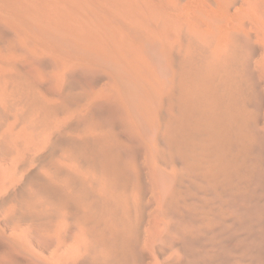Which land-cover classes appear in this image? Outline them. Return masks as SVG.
Segmentation results:
<instances>
[{"label": "bare ground", "instance_id": "bare-ground-1", "mask_svg": "<svg viewBox=\"0 0 264 264\" xmlns=\"http://www.w3.org/2000/svg\"><path fill=\"white\" fill-rule=\"evenodd\" d=\"M179 3L0 0V264H200L180 179L218 196L244 140L264 264V0ZM147 194L159 230H135Z\"/></svg>", "mask_w": 264, "mask_h": 264}, {"label": "rangeland", "instance_id": "rangeland-1", "mask_svg": "<svg viewBox=\"0 0 264 264\" xmlns=\"http://www.w3.org/2000/svg\"><path fill=\"white\" fill-rule=\"evenodd\" d=\"M191 1H192V4L195 3V0H191ZM179 2H180V0H174V4L180 9L181 7L179 6V4H180ZM184 9H186V6H184ZM190 9L194 10L193 5H191ZM154 43L156 46L154 45ZM156 43H157L156 41L151 40L148 43V45H149V47H151V49L154 48V50H156V49L158 50V44H156ZM242 66L245 70V56L242 58ZM243 80L245 82V76H243V78L240 81L241 83H239V85L245 87V83L243 82ZM244 100H245V98H244ZM244 100H243V104L245 107ZM61 137H58V139H57L58 142L56 141L57 143H55V145H54V147L56 146L55 150L59 149L58 147H60V145H59L60 140L62 141L61 145H62V143H65L67 141V138L65 136H63V134H61ZM235 143H236V141L232 143L233 148H235L237 145V147L241 148L244 152L243 162H242L243 164L241 163L242 165H244L245 164V159H244V157H245V145H244L245 140L244 141H237V143L239 145L235 144ZM240 143H241V145H240ZM242 144L244 146H242ZM241 164L237 167L236 170H234V172L231 175L232 179H233V183H232L233 186H229L227 184V181L223 182V183H225L223 185L224 187L221 184L219 185L221 187L218 186V188L220 190V193L218 195L219 197L216 194L212 193L211 188L201 187V181L198 178H196V180H195L193 177L187 176V177L180 179L181 186H183V187L188 186V189H189L187 191V193L185 194L186 202L188 204H190V212L184 213L187 216L190 214L187 218L188 222H186V224H189V223L192 224V222L195 221L196 219H200L203 217H211L213 220L212 221L213 224L210 223V224L206 225L207 227L200 225L199 223H197V221H195L194 223H197L198 225L193 223L192 228L199 227L198 230H196V231H190L189 230L188 232L184 231L186 233V235H184L182 238H179L175 242H173V245H176V246L177 245L178 246L188 245L189 247L192 248L193 253H195L197 255H201V254L205 255V258H201V259L198 258L200 261V264H245V210H244L245 206L243 205V204H245V195H244L245 194L244 193L245 192V189H244L245 188V186H244L245 185V169H243L245 166H242ZM185 184H187V185L185 186ZM194 188H196V189H194ZM200 188L201 189L203 188L202 189L203 192ZM149 195L150 194L145 195V198L143 199V204L140 203V205H139V211H141V213H140L141 218L140 217L137 218V224H140L141 226H139V225L136 226L135 230H151V228H153V225L156 226L157 230H159L161 228V225L157 226V224L156 225L151 224V223L155 222L154 221L155 220V214L153 212V211H155V208H154V206L153 207L148 206L149 204L146 203V201L148 200L147 198H149ZM146 196H147V198H146ZM198 197H200V198H198ZM187 198L189 201H187ZM225 198H227L228 200ZM194 199H196V201H194ZM192 200H193V202H192ZM213 201H215V202H213ZM211 202H213V203L211 204ZM145 208L147 209V211L148 210L150 211V213L148 212L149 215H148L147 211H145L146 210ZM152 214H154V215H152ZM151 215L153 218L150 217ZM138 219L140 220V222ZM146 225H148V227ZM183 228H184V230H186L187 225H183ZM217 231H219V232H217ZM222 232L226 233L225 236H224V233H222ZM239 233H241L242 235ZM215 234H217V235H215ZM211 236H213V237H211ZM215 236H217V237H215ZM218 236L219 237L222 236L220 238H221V240L224 241L223 243L220 242L221 240ZM216 238H218L217 239L218 241L216 240ZM222 238H224V239H222ZM216 241H217V243H216ZM218 242H220V243H218ZM220 247H223V249L220 251V253L216 252L210 258L207 257L208 250H210L212 248L216 249V248H220ZM132 253L136 259L140 258V252L137 248H135V250L133 248Z\"/></svg>", "mask_w": 264, "mask_h": 264}]
</instances>
